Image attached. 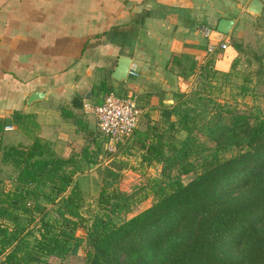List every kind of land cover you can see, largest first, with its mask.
Here are the masks:
<instances>
[{"label":"trees","instance_id":"16d2710c","mask_svg":"<svg viewBox=\"0 0 264 264\" xmlns=\"http://www.w3.org/2000/svg\"><path fill=\"white\" fill-rule=\"evenodd\" d=\"M230 43L240 54V40ZM184 60L172 54L174 64ZM211 61L199 65L203 88L174 93L175 118L162 114L132 132L142 160L161 165L139 199L120 186L108 190L110 167L86 212L72 158L39 136L3 146L0 134L1 159L15 169L0 178V264H70L74 246L83 264H264V109L215 99L207 89L219 75ZM148 195V206L123 217Z\"/></svg>","mask_w":264,"mask_h":264},{"label":"crops","instance_id":"0c3cea01","mask_svg":"<svg viewBox=\"0 0 264 264\" xmlns=\"http://www.w3.org/2000/svg\"><path fill=\"white\" fill-rule=\"evenodd\" d=\"M250 1L0 0L1 145L39 136L74 166H90L82 175L98 186L97 167L108 145H138L132 133L108 143L98 130L93 107L106 93L102 84L108 92L137 96V128L163 109L173 118L174 93L195 86L202 62L210 57L223 71L231 66L238 52L229 36L241 35L245 19L260 15L247 9ZM220 18L234 20L226 33L217 28ZM173 53L187 60L174 64ZM121 56L130 63L127 77L118 79L112 74ZM37 91L40 96L30 98ZM0 166H11L1 152ZM74 177L84 189L81 173Z\"/></svg>","mask_w":264,"mask_h":264},{"label":"rangeland","instance_id":"374dc122","mask_svg":"<svg viewBox=\"0 0 264 264\" xmlns=\"http://www.w3.org/2000/svg\"><path fill=\"white\" fill-rule=\"evenodd\" d=\"M241 29L242 32L240 31ZM238 33L241 35L237 36L235 32L234 36H229V42L230 39H238L242 44L241 53H237L235 57H239L238 63L233 68L229 67L227 71L215 68L219 75L217 74L213 79H208L212 80V86H208L207 89L211 88L210 93L215 99L230 103L239 110L249 111L257 107L264 109V13L253 16L252 20L245 19L243 26L238 29ZM220 72H227L228 75L225 77ZM196 80V84L192 89L203 88L199 74ZM243 87L245 90H243ZM194 97L191 96V98ZM189 101L187 104L192 103L191 100ZM173 118H175V115ZM158 121H161V117L154 119V122ZM179 133L181 135L184 134L183 131ZM135 146L127 144L126 148H129V150H123V148L107 150L108 153L102 157V163L97 167V176L99 175L100 182L96 187L91 178L87 175H82L87 174L90 166H79L81 179H84L81 182L85 191L84 210L86 212V208H94L96 206L95 198L100 188L102 177L106 175L110 167L115 168L114 170L116 171L112 174L110 173L107 179L111 184L108 190L111 191L113 187L120 186L126 192H135L132 195V198L135 199H139L146 192H150L149 180L153 176L158 175L161 165L157 163L148 164L143 161L140 151ZM14 175L15 169L12 166H0V178L10 180L9 178ZM193 176L194 173L189 172L182 174L181 178L186 182ZM140 186L144 187L143 190ZM153 200L154 197L152 195L141 198L130 212L125 215L122 214L123 217L134 214L148 206ZM78 233H82V231L78 230ZM52 260L57 261L55 258H52ZM65 260L70 264H83L84 254L82 248L74 246Z\"/></svg>","mask_w":264,"mask_h":264},{"label":"built area","instance_id":"2783aa9c","mask_svg":"<svg viewBox=\"0 0 264 264\" xmlns=\"http://www.w3.org/2000/svg\"><path fill=\"white\" fill-rule=\"evenodd\" d=\"M93 112L98 130L107 138L108 143H116L135 130L142 110L135 94L119 95L110 91L93 107ZM107 148L114 149V144H109Z\"/></svg>","mask_w":264,"mask_h":264},{"label":"water","instance_id":"95a60500","mask_svg":"<svg viewBox=\"0 0 264 264\" xmlns=\"http://www.w3.org/2000/svg\"><path fill=\"white\" fill-rule=\"evenodd\" d=\"M263 6L264 3L261 0H251L247 9L254 14H260L262 12ZM233 21V19L220 18L217 25L218 30L224 33L228 32L233 24ZM129 63V57L121 56L117 61L112 75L118 79L126 78L128 75ZM40 94L41 92L37 91L33 93L30 98L39 97ZM162 113L168 117L170 116V111L167 109H163Z\"/></svg>","mask_w":264,"mask_h":264}]
</instances>
